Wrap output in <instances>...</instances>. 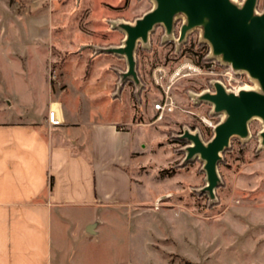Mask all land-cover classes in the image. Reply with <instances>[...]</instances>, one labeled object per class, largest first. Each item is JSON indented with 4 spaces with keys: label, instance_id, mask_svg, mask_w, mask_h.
<instances>
[{
    "label": "rangeland",
    "instance_id": "obj_1",
    "mask_svg": "<svg viewBox=\"0 0 264 264\" xmlns=\"http://www.w3.org/2000/svg\"><path fill=\"white\" fill-rule=\"evenodd\" d=\"M152 6L151 0H0V120L17 119L20 102H31L33 110L46 101L45 73L55 82L51 74L57 76L76 50L83 62L72 70L79 73L92 55L98 56L92 46L122 44L125 34L114 27L115 22H133ZM263 8L264 0H259L258 10ZM164 34L157 27L150 45L137 50L145 96L137 105L142 114L136 115L147 120V103L154 107L165 100L166 92L176 108L162 117L158 114L154 126L136 128L149 136V142L132 169V211L125 208L120 215L108 216L102 235L95 236L81 255L87 264H264V149L258 141L262 124L252 121L251 138L234 139L224 153L219 164L222 184L211 202L199 191L206 183L203 163L196 159L182 164L186 142L177 136L185 128L199 131L205 141L213 136L221 116L212 114L209 104L196 103L192 94L212 90L215 80L227 84L224 74L231 67L208 58L210 47L200 42L197 30L181 46L176 44L177 34L170 41ZM193 50L205 53L210 63L195 62L187 55ZM108 56L118 85L126 61ZM23 58L31 68L29 84L19 79L13 83L7 77V63L20 65ZM105 64L103 59L99 66ZM233 77L234 85H255L245 74L234 72Z\"/></svg>",
    "mask_w": 264,
    "mask_h": 264
},
{
    "label": "crops",
    "instance_id": "obj_2",
    "mask_svg": "<svg viewBox=\"0 0 264 264\" xmlns=\"http://www.w3.org/2000/svg\"><path fill=\"white\" fill-rule=\"evenodd\" d=\"M73 52L55 82L44 74L46 101L33 110L20 102L17 119L0 120V264H87L81 252L108 216L135 204L132 169L149 142L136 128L154 126L159 112L147 103L148 119L136 115L145 95L130 81L117 93L110 54L92 55L74 73L83 56ZM27 63H7V77L29 84ZM51 108L61 125L49 124Z\"/></svg>",
    "mask_w": 264,
    "mask_h": 264
},
{
    "label": "water",
    "instance_id": "obj_3",
    "mask_svg": "<svg viewBox=\"0 0 264 264\" xmlns=\"http://www.w3.org/2000/svg\"><path fill=\"white\" fill-rule=\"evenodd\" d=\"M153 6L135 21H117L114 27L125 36L120 45L92 46L97 54H110L125 59L126 69L119 72L117 93L130 81L140 97L143 82L138 73L137 50L148 47L157 29H164V39L175 38L176 25L182 21L176 44L181 46L197 30L200 42L210 47L209 59L236 74H245L255 84L253 88L234 91L220 80L212 82V90L193 93L196 103L212 107V114L221 120L213 127V136L205 141L199 131L185 128L177 137L186 142L183 165L199 159L203 163L206 183L199 189L211 202L217 199L222 184L219 164L232 141H248L250 124L258 120L259 148L264 149V8L258 10L259 0H151Z\"/></svg>",
    "mask_w": 264,
    "mask_h": 264
},
{
    "label": "built area",
    "instance_id": "obj_4",
    "mask_svg": "<svg viewBox=\"0 0 264 264\" xmlns=\"http://www.w3.org/2000/svg\"><path fill=\"white\" fill-rule=\"evenodd\" d=\"M233 73L234 71L231 69V71H228L224 74V76L228 77L227 79V84H225V86L230 89V90H234V91H237L239 90L241 87L240 85H234L232 84V80H234V77H233ZM51 79L52 80H55L56 79V75L55 74H51ZM245 86V85H244ZM154 108L159 112V117H162L163 114L165 112H173L176 108V105H175V102L174 100L172 99V97H170L167 92H166V96H165V100H162L160 102H157L155 105H154ZM207 120V119H206ZM48 122L51 126H59L62 124V120L61 118L59 117L58 115V112L56 109L54 108H51L48 112Z\"/></svg>",
    "mask_w": 264,
    "mask_h": 264
},
{
    "label": "trees",
    "instance_id": "obj_5",
    "mask_svg": "<svg viewBox=\"0 0 264 264\" xmlns=\"http://www.w3.org/2000/svg\"><path fill=\"white\" fill-rule=\"evenodd\" d=\"M200 47H202V46H200ZM192 49V48H191ZM185 48L184 49H182V52H181V55H185ZM194 51V50H193ZM187 55L189 56V57H191L195 62H197L198 64L200 63V62H204L205 64H208V63H210V62H208V60H207V58H206V54L205 53H198V52H193V54L191 53V51L190 52H188L187 53ZM165 172H169L168 170H164V173ZM51 184H52V182H51Z\"/></svg>",
    "mask_w": 264,
    "mask_h": 264
},
{
    "label": "flooded vegetation",
    "instance_id": "obj_6",
    "mask_svg": "<svg viewBox=\"0 0 264 264\" xmlns=\"http://www.w3.org/2000/svg\"><path fill=\"white\" fill-rule=\"evenodd\" d=\"M181 21V20H180ZM181 23H182V21L180 22V24L178 25H176V32H175V36H176V34H177V37H179V28H180V26H181Z\"/></svg>",
    "mask_w": 264,
    "mask_h": 264
},
{
    "label": "bare ground",
    "instance_id": "obj_7",
    "mask_svg": "<svg viewBox=\"0 0 264 264\" xmlns=\"http://www.w3.org/2000/svg\"><path fill=\"white\" fill-rule=\"evenodd\" d=\"M243 88H247V89H249V88H253V87H250V86H246V87H243Z\"/></svg>",
    "mask_w": 264,
    "mask_h": 264
}]
</instances>
